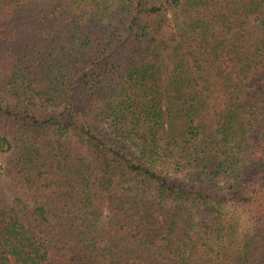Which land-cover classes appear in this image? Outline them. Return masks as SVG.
<instances>
[{"label": "trees", "instance_id": "obj_1", "mask_svg": "<svg viewBox=\"0 0 264 264\" xmlns=\"http://www.w3.org/2000/svg\"><path fill=\"white\" fill-rule=\"evenodd\" d=\"M0 264H264V0H0Z\"/></svg>", "mask_w": 264, "mask_h": 264}, {"label": "rangeland", "instance_id": "obj_2", "mask_svg": "<svg viewBox=\"0 0 264 264\" xmlns=\"http://www.w3.org/2000/svg\"><path fill=\"white\" fill-rule=\"evenodd\" d=\"M2 163H3V162H2L1 159H0V168H1Z\"/></svg>", "mask_w": 264, "mask_h": 264}]
</instances>
